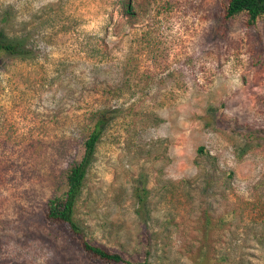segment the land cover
I'll return each mask as SVG.
<instances>
[{
	"label": "rangeland",
	"instance_id": "rangeland-1",
	"mask_svg": "<svg viewBox=\"0 0 264 264\" xmlns=\"http://www.w3.org/2000/svg\"><path fill=\"white\" fill-rule=\"evenodd\" d=\"M218 1L0 0L26 53L0 54V264H96L43 206L99 117L76 210L92 241L264 264V23L222 29Z\"/></svg>",
	"mask_w": 264,
	"mask_h": 264
},
{
	"label": "trees",
	"instance_id": "trees-1",
	"mask_svg": "<svg viewBox=\"0 0 264 264\" xmlns=\"http://www.w3.org/2000/svg\"><path fill=\"white\" fill-rule=\"evenodd\" d=\"M220 1L217 4V11L222 29H226L228 24L236 18L242 19L249 27H257L260 23H264V0ZM2 53L26 54L19 43L8 41L5 38L3 29L0 28V54ZM104 124L105 118L99 117L88 136L79 144L76 157L64 171L61 186L43 206V220L54 231L65 234L68 243L75 246L91 263L152 264V237L149 233L145 236L143 234L140 239L143 251L142 257L135 259L125 250L109 248L105 244L92 241L76 215L87 174L94 161L97 145L102 137ZM200 150L204 151V147H201ZM148 192V189L144 186L135 190L136 212L140 215H145L144 212L147 213Z\"/></svg>",
	"mask_w": 264,
	"mask_h": 264
}]
</instances>
